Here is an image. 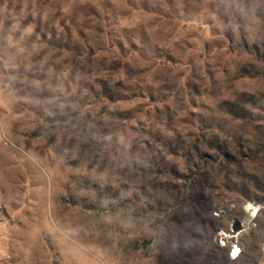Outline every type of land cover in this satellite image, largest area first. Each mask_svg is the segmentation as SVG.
I'll return each instance as SVG.
<instances>
[{
    "label": "rangeland",
    "instance_id": "374dc122",
    "mask_svg": "<svg viewBox=\"0 0 264 264\" xmlns=\"http://www.w3.org/2000/svg\"><path fill=\"white\" fill-rule=\"evenodd\" d=\"M0 264H264V0H0Z\"/></svg>",
    "mask_w": 264,
    "mask_h": 264
},
{
    "label": "built area",
    "instance_id": "2783aa9c",
    "mask_svg": "<svg viewBox=\"0 0 264 264\" xmlns=\"http://www.w3.org/2000/svg\"><path fill=\"white\" fill-rule=\"evenodd\" d=\"M247 209H248V211L251 212L252 217H254V216L256 215L257 211H258V207H257L255 204H249V205L247 206ZM224 234L226 235V233H224ZM233 234H239V232H234V231H232V233L229 234L231 237H233V240H231L232 243H231V248H230V251H229V257H230V260H236V259H238L239 256H240L241 253H242V249H241L240 245H239L238 242L235 240V238H236L238 235H233ZM234 249H238V250H239V251L237 252V255H236L235 257L232 255V252H233Z\"/></svg>",
    "mask_w": 264,
    "mask_h": 264
},
{
    "label": "water",
    "instance_id": "95a60500",
    "mask_svg": "<svg viewBox=\"0 0 264 264\" xmlns=\"http://www.w3.org/2000/svg\"><path fill=\"white\" fill-rule=\"evenodd\" d=\"M242 229V225L240 221H235L233 226V231L238 232Z\"/></svg>",
    "mask_w": 264,
    "mask_h": 264
},
{
    "label": "snow or ice",
    "instance_id": "6c2138e0",
    "mask_svg": "<svg viewBox=\"0 0 264 264\" xmlns=\"http://www.w3.org/2000/svg\"><path fill=\"white\" fill-rule=\"evenodd\" d=\"M238 251H239L238 249H234L233 252H232V255L235 257L237 255Z\"/></svg>",
    "mask_w": 264,
    "mask_h": 264
}]
</instances>
